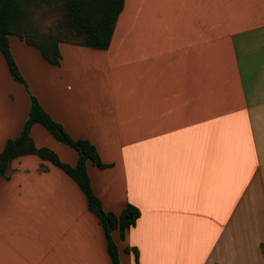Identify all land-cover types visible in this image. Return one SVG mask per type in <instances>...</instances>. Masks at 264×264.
Returning <instances> with one entry per match:
<instances>
[{"label":"crops","instance_id":"crops-1","mask_svg":"<svg viewBox=\"0 0 264 264\" xmlns=\"http://www.w3.org/2000/svg\"><path fill=\"white\" fill-rule=\"evenodd\" d=\"M0 51V155L35 96L75 140L121 264H264V0H124L106 50L62 43L59 65L17 36ZM38 148L76 166L42 124ZM0 177V264H113L99 217L61 167L31 154Z\"/></svg>","mask_w":264,"mask_h":264},{"label":"trees","instance_id":"trees-1","mask_svg":"<svg viewBox=\"0 0 264 264\" xmlns=\"http://www.w3.org/2000/svg\"><path fill=\"white\" fill-rule=\"evenodd\" d=\"M123 6L124 0H0V51L13 78L26 85L11 51L10 36L19 37L38 49L47 62L59 65L62 43L106 50L110 46ZM58 8L60 23L52 15ZM70 36L78 41L67 42ZM37 123L42 124L57 140L77 150L79 160L76 166L64 164L54 151L35 145L30 133ZM31 154L61 167L78 183L87 196L89 209L99 217L104 228L113 264H121L112 232L120 229L124 236L140 217L139 209L128 204L120 215L103 209L101 212L96 210L97 206H101V201L94 193L87 163L91 161L101 169L107 165L101 161L94 145L87 140L73 139L51 118L35 96L31 97L30 115L22 133L8 140L0 155V177L10 178L13 173L12 162Z\"/></svg>","mask_w":264,"mask_h":264},{"label":"rangeland","instance_id":"rangeland-1","mask_svg":"<svg viewBox=\"0 0 264 264\" xmlns=\"http://www.w3.org/2000/svg\"><path fill=\"white\" fill-rule=\"evenodd\" d=\"M58 10H59V8H58ZM58 10H54L52 12V15H53V17H55V19H56L55 21L60 23V21H58V19L61 18V15H60V10L59 11ZM48 16H49V14H48ZM44 24H45V21H44ZM63 30H65V29H63ZM66 40H67V42H77L78 41V39L75 40V38L72 36L68 37Z\"/></svg>","mask_w":264,"mask_h":264},{"label":"water","instance_id":"water-1","mask_svg":"<svg viewBox=\"0 0 264 264\" xmlns=\"http://www.w3.org/2000/svg\"><path fill=\"white\" fill-rule=\"evenodd\" d=\"M96 210H97L98 212H101V211H102V209H101L100 206H97V207H96Z\"/></svg>","mask_w":264,"mask_h":264}]
</instances>
